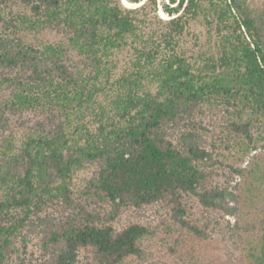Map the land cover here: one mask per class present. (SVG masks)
Returning a JSON list of instances; mask_svg holds the SVG:
<instances>
[{
    "label": "trees",
    "instance_id": "16d2710c",
    "mask_svg": "<svg viewBox=\"0 0 264 264\" xmlns=\"http://www.w3.org/2000/svg\"><path fill=\"white\" fill-rule=\"evenodd\" d=\"M259 149L264 9L0 0V264L139 262L155 231L118 221L146 207L195 253L210 233L194 202L236 217L237 264H264V152L247 170L226 163ZM224 166L247 180L244 199L219 182Z\"/></svg>",
    "mask_w": 264,
    "mask_h": 264
},
{
    "label": "rangeland",
    "instance_id": "374dc122",
    "mask_svg": "<svg viewBox=\"0 0 264 264\" xmlns=\"http://www.w3.org/2000/svg\"><path fill=\"white\" fill-rule=\"evenodd\" d=\"M124 3L129 7H133L125 1ZM247 3L252 9H264V0H247ZM158 13L161 18H168L160 9ZM43 38L45 39V37ZM216 120L212 119L209 115L203 118V124L214 132V137L210 136L207 138V148L209 150L214 148L215 153H222L224 152L223 145H220L215 137L219 134V129L215 126ZM259 152L264 151L261 149L254 151L249 156L244 157L240 163L236 158H231L227 155L228 160L226 163L238 165L240 168L247 170L251 164V158ZM221 172L222 176L219 182H224V184L228 185L230 192L244 199V189L247 180L241 174L232 175L230 168L227 166H224ZM192 207V217L199 220L200 223L204 222L208 225L210 236L202 247H198L195 253L189 254L186 253L184 246H180L179 241L182 239L178 240V242L175 240L177 238V232L165 212L154 207H146L141 210L128 209L124 211L118 221L119 227L129 222H139L148 226L156 233L144 259L133 264H237L240 257L237 239L231 235L230 229L228 228V224L230 227L234 225L236 217L223 215L214 210H204L195 202L192 204ZM171 250H175L176 252ZM30 251L33 252V255H37L35 249H30ZM14 264H26V262H15Z\"/></svg>",
    "mask_w": 264,
    "mask_h": 264
}]
</instances>
